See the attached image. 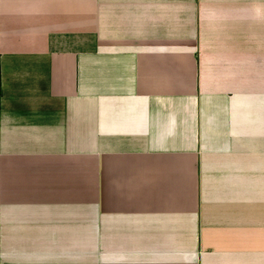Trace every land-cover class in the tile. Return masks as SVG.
<instances>
[{
    "label": "crops",
    "instance_id": "1",
    "mask_svg": "<svg viewBox=\"0 0 264 264\" xmlns=\"http://www.w3.org/2000/svg\"><path fill=\"white\" fill-rule=\"evenodd\" d=\"M0 264H264V0H0Z\"/></svg>",
    "mask_w": 264,
    "mask_h": 264
}]
</instances>
